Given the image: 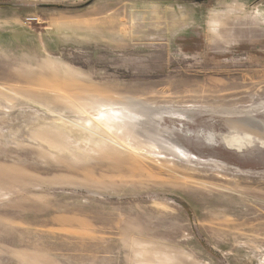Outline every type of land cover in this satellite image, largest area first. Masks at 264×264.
<instances>
[{"label":"rangeland","instance_id":"obj_1","mask_svg":"<svg viewBox=\"0 0 264 264\" xmlns=\"http://www.w3.org/2000/svg\"><path fill=\"white\" fill-rule=\"evenodd\" d=\"M0 264H264V0H0Z\"/></svg>","mask_w":264,"mask_h":264}]
</instances>
